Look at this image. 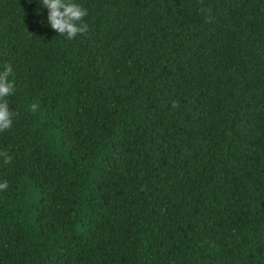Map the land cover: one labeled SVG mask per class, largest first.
Returning <instances> with one entry per match:
<instances>
[{"label": "trees", "instance_id": "1", "mask_svg": "<svg viewBox=\"0 0 264 264\" xmlns=\"http://www.w3.org/2000/svg\"><path fill=\"white\" fill-rule=\"evenodd\" d=\"M81 3L0 0V264H264V0Z\"/></svg>", "mask_w": 264, "mask_h": 264}, {"label": "clouds", "instance_id": "2", "mask_svg": "<svg viewBox=\"0 0 264 264\" xmlns=\"http://www.w3.org/2000/svg\"><path fill=\"white\" fill-rule=\"evenodd\" d=\"M38 3L41 8L47 10V25L65 38L72 39L87 32L88 24L84 18L88 15V10L82 5L81 0H38ZM12 71L9 62L0 63V131L10 129L13 118L17 115L15 109L10 110L8 100L14 92ZM30 108L35 110L36 105L31 104ZM0 158L4 163L10 159L3 151H0ZM7 187L8 182L0 180V190Z\"/></svg>", "mask_w": 264, "mask_h": 264}]
</instances>
